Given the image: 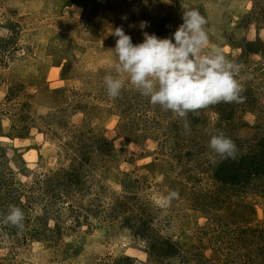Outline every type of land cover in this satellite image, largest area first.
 I'll return each mask as SVG.
<instances>
[{
	"label": "rangeland",
	"instance_id": "rangeland-1",
	"mask_svg": "<svg viewBox=\"0 0 264 264\" xmlns=\"http://www.w3.org/2000/svg\"><path fill=\"white\" fill-rule=\"evenodd\" d=\"M254 1L0 0V171L23 184L22 203L39 220L24 241L0 225V264H201L200 255L203 264H264L260 239L251 238L264 236V194L245 188L232 193L228 204H216L214 192L221 187L211 177L218 156L210 158L208 147L209 133L217 131L236 139L245 153L256 135L264 138V47L246 57L238 48L244 41L264 43V16L252 13ZM185 7L207 19L210 42L242 66L238 79L252 93L250 108L234 106L229 124L221 120L226 106L217 104L200 113L199 122L207 124L198 126L202 132L185 134L179 125L180 146L170 150L162 143L172 137L166 123L176 118L161 116L157 128L151 111L145 128L143 119L134 126L132 114H141L145 101L135 89L128 93L133 87L127 83V93L122 89L117 98L109 97L103 77L116 75L107 52L115 46L111 29L122 27L133 44L142 42V31L170 37ZM140 21L148 23L143 30ZM163 23L169 32L159 36ZM78 129L87 142L105 137L112 153L97 157L92 146L89 164L80 168L81 184L70 187L62 201L51 195L52 175L70 168ZM169 190L178 198L158 206L157 194ZM124 195L126 215L135 221L142 214L150 237L179 248L172 259L144 249L146 238L134 237L121 216L108 215ZM214 219L226 227L215 231Z\"/></svg>",
	"mask_w": 264,
	"mask_h": 264
},
{
	"label": "clouds",
	"instance_id": "clouds-1",
	"mask_svg": "<svg viewBox=\"0 0 264 264\" xmlns=\"http://www.w3.org/2000/svg\"><path fill=\"white\" fill-rule=\"evenodd\" d=\"M181 19L183 22L170 37L159 38L142 31L143 40L137 44H133L122 27L111 29L115 46L107 52L113 57L116 75L106 74L103 83L111 98H117L126 83L131 85L152 105H159L163 111H171L183 120L185 134H190L187 121L190 112L220 102H242L243 86L238 79L242 66L228 59L219 45L210 42L208 21L198 9L185 7ZM147 26L146 21H140L141 30ZM209 135L210 158H236L238 150L231 138L219 131ZM178 196L173 190L158 193L156 203L168 207ZM0 217V223L19 230L25 227V214L15 205H9L7 213H0Z\"/></svg>",
	"mask_w": 264,
	"mask_h": 264
},
{
	"label": "trees",
	"instance_id": "trees-1",
	"mask_svg": "<svg viewBox=\"0 0 264 264\" xmlns=\"http://www.w3.org/2000/svg\"><path fill=\"white\" fill-rule=\"evenodd\" d=\"M255 10L258 11L259 15L255 13L257 16H260V17L264 16V0L254 1L252 13H254ZM252 17H255V16L253 15ZM151 20L154 21L153 19ZM151 24L153 27H155V25H153L154 23H151ZM158 30L161 32V33H158L159 36L162 33L165 34L169 32V30L166 29L164 23H163V26L161 27L158 24ZM261 47H264V43H260L258 41H244L241 47H238V48L241 50V56L243 55L246 57V56L254 55L258 53ZM241 84L243 86V90L240 93L242 102L234 101L231 103H224V102L217 103L219 104L218 106H220V108H222L223 106H226L227 114L221 115L222 117L221 120H223L222 122H225L226 124H229L227 122L231 119V114H234V106L237 107L240 105L242 106L243 109L250 108L249 106L250 102L248 101V99L250 98V94L252 93V91L249 85L247 84V82L244 84L243 83ZM132 89L134 88H129L128 93H130ZM123 91H124L123 93H127V90L125 88L123 89ZM140 97L145 102H144V106H142V108L140 109L141 114L140 112H136L134 113V115L132 114L131 120L136 123V125L134 126H140L139 124L141 123L139 122L137 123V121L143 119V122H144L143 127L145 128V123H147L149 120L148 114L151 111H155V115L154 117L150 119V122L153 125H155L157 128L162 126L161 122L158 120V118H160L161 116L166 117L167 115H169L168 118H171V119L172 117H175L176 120H173V121L170 120V123L169 122L166 123L167 124L166 132L169 131V134H171L172 137L170 138V140H167L164 143H162V145H164L165 148L169 147L170 150H177L180 146L178 137L183 133L179 129V125L183 127L184 121L178 118L176 115H174L171 111H163L159 105H155V106L152 105L149 102L148 98L143 97V96H140ZM217 104L210 105L208 107H214V106H217ZM120 108L126 114L127 107L125 106V104H123V106ZM206 109L207 108L199 109L195 113L190 112L188 114L187 121L188 119L192 120V122L189 123L191 127V131L202 132V129L199 127H201L202 125L207 127V124L205 125L204 121L202 124L201 122H199L200 113L204 112ZM221 111L223 114L224 111L223 110ZM142 114H143V118H142ZM218 121L222 123L220 120ZM82 135H83V131L80 129H78L74 133V136L78 137L80 141L76 143L77 147L74 150V152L71 149L70 153H73V157H71L72 162L70 164V168H68V170L66 169L58 170V171H55L53 175L51 174L52 176H56L55 184L53 185V188L55 189L51 194V195H54L56 199H59L62 201H64L65 199L68 200L67 192L69 191L70 187L71 188L78 187L79 184H81V176L83 175H80L81 173L80 168L85 164H89L90 157L92 155L91 154L92 146H93V150L97 153L95 155L97 157L110 156L112 153V144L105 137L103 136L92 137V140L91 141L89 140V142H87L86 140L88 139L82 140ZM256 136H257L256 138L257 141L254 143L255 146L250 145L252 147H249L246 153L241 151V150H244L242 145H240V143L236 141V139H232L238 150L236 154V158L235 159H222L221 157L218 156L217 161H214L212 163V177L211 178L214 182H216L219 185V187H221V189H219L218 187L220 192L218 190L214 192L215 193L214 198H215L216 204L218 203L221 204V201H224V203L226 201L228 202V199L232 196V193H239L245 188L250 189L251 191L257 192L259 194H264V138L261 134H258ZM78 143H81V144H78ZM1 166L2 165L0 164V168ZM7 172L9 171L7 170ZM7 172L2 173L0 171V213L6 214L9 205H15L21 208L25 214V220H24L25 227L23 230H21L23 231V233H20V230L14 226L5 225L3 223H0V225L4 226V231L6 233H8L11 236L14 235L16 239L20 238L19 236H21L22 239L19 241L28 240L32 238L31 230H34L35 228L34 225L36 221H39V220H38V217H36V215H33V209L29 206V204H27V202L22 203V197L19 192L21 191L20 186H22L23 184L19 181H15L12 178V176L6 174ZM124 180H122L123 188L125 190H128L129 187L125 185L126 181ZM66 187H68V189H66ZM75 190H79V189H75ZM222 193H224V195H222ZM128 197L129 196L124 195V196H120V198L115 199V202L112 204V207L110 210L111 212L108 215L117 216V217L121 216L122 217L121 221L123 225L127 228L131 227L130 229L133 231L134 237L141 238V239L146 238L144 240L145 242H147V245L144 246V249L147 248L149 251H151L150 249H152L154 253H159L164 257L166 256L172 259L175 256L174 254L179 251V248L173 242H171V240H168V239L159 240L156 237H150L151 227L148 224V222L145 220V218L142 216V214L139 215L140 219H135V221L132 220V218L129 217V215H126L128 211L127 206H126ZM227 202L226 204H228ZM0 219H2V217H0ZM212 224L214 226L215 231H217L218 227H221L223 224H225V227H226V223H223V221H221L220 219H214L212 221ZM247 230L249 229H242L241 232H248ZM27 235H30V237H26ZM257 237H259L260 239L259 248H261V253L264 254V236L258 233V236L256 234H253L251 238L257 239ZM238 246L240 248L242 247V245H238ZM227 250L229 251V254L231 256V253L233 250L232 245H228ZM214 253L216 255H213V257L216 260H219L221 262L222 261L220 258L221 253L219 251H214ZM200 257H201L200 258L201 264H203V262H206V260H202L203 258L201 255ZM126 259L128 258H123L122 261L127 262L128 260ZM226 262L227 261H225L224 263L222 262V263L226 264Z\"/></svg>",
	"mask_w": 264,
	"mask_h": 264
}]
</instances>
